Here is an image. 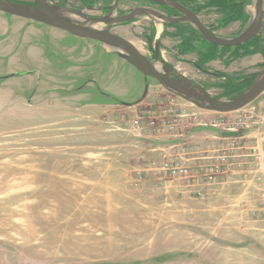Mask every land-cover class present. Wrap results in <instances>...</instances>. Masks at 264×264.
I'll return each mask as SVG.
<instances>
[{"label":"rangeland","instance_id":"obj_1","mask_svg":"<svg viewBox=\"0 0 264 264\" xmlns=\"http://www.w3.org/2000/svg\"><path fill=\"white\" fill-rule=\"evenodd\" d=\"M48 1L96 17L114 3ZM183 1L224 38L254 18L255 0H228L244 3L245 19L210 0ZM156 4L120 0L114 13L164 12ZM156 25L138 15L114 28L215 97L230 98L227 82L264 68L263 45L223 49L190 22L176 30L163 21L161 33ZM256 37L264 38V23ZM208 52L216 54L202 61ZM145 93L143 74L110 47L0 11V264H264V230L243 214L242 189L214 190L174 173L184 138L195 145L208 136L203 124L218 113L150 77ZM171 105L174 112L161 115ZM263 105L264 93L245 108Z\"/></svg>","mask_w":264,"mask_h":264},{"label":"water","instance_id":"obj_2","mask_svg":"<svg viewBox=\"0 0 264 264\" xmlns=\"http://www.w3.org/2000/svg\"><path fill=\"white\" fill-rule=\"evenodd\" d=\"M30 3H21L11 0H0V11L11 16H18L62 29L73 35L89 38L101 42L113 49L121 58L125 59L146 80V93L148 91V78H153L167 91L181 97L196 107L219 113L238 111L257 100L264 93V68L257 71L251 83L241 92L230 98L213 96L208 89L200 83L180 73L174 66L163 60L159 68L154 61L140 51L130 40L113 33L115 25L130 22L138 15H151L164 22H190L202 37L222 47H235L250 41L260 34L264 23V0H255L256 13L249 26L237 37L224 38L210 31L200 17L192 10L183 6L176 0H150L162 5L172 6L183 14L182 17H169L164 13L148 8H134L125 15L114 17V10L119 0H114L113 10L106 16L91 15L90 9H71L70 7L51 4L48 0H33ZM68 14L78 18L69 17ZM106 23L104 29H96L91 24ZM159 51H156V57Z\"/></svg>","mask_w":264,"mask_h":264},{"label":"built area","instance_id":"obj_3","mask_svg":"<svg viewBox=\"0 0 264 264\" xmlns=\"http://www.w3.org/2000/svg\"><path fill=\"white\" fill-rule=\"evenodd\" d=\"M174 110L171 105L161 115ZM215 113L218 115L203 124L210 128L208 136L195 145L184 138L180 149L184 157L177 161L174 173L185 180L204 179L214 190L217 186L238 185L246 197L243 214L264 230V105ZM139 125L138 121L133 124ZM150 125L159 130L154 122Z\"/></svg>","mask_w":264,"mask_h":264},{"label":"trees","instance_id":"obj_4","mask_svg":"<svg viewBox=\"0 0 264 264\" xmlns=\"http://www.w3.org/2000/svg\"><path fill=\"white\" fill-rule=\"evenodd\" d=\"M179 2H183V0H177ZM210 3H211V6H215V7H221V8H224L226 9L230 16L232 18H235L237 16V18H246V15L244 13V3L243 2H233V3H229L228 0H210ZM186 4V3H184ZM258 37H255L254 39H252L251 41H249L247 44L245 45H242V46H246V45H249V44H252L253 46H255L256 50L258 51L259 50V47L260 45H263L264 46V38L263 39H260L259 41L257 40ZM254 41H256L254 43ZM211 45L213 46H217L215 44H212ZM242 46H239V47H242ZM223 49H226V48H230V47H222ZM256 52V51H255ZM216 52H208L206 53L205 55H202V61H205L209 58H211L212 56H215ZM254 77V74H251L249 76H246L244 77L242 80V82L240 83H232L230 82H227V86L228 88V91L226 93L225 96L227 97H233L235 94L241 92L243 89H245L252 81Z\"/></svg>","mask_w":264,"mask_h":264},{"label":"flooded vegetation","instance_id":"obj_5","mask_svg":"<svg viewBox=\"0 0 264 264\" xmlns=\"http://www.w3.org/2000/svg\"><path fill=\"white\" fill-rule=\"evenodd\" d=\"M120 1V0H119ZM177 1V0H176ZM177 2H179V1H177ZM119 3V2H118ZM154 3V2H153ZM180 4H182L183 6H185V7H187V8H189L188 6H187V4H184L183 2H179ZM156 5H160L159 7H161L163 10H164V12H162V13H164L165 15H167V16H169V17H182L183 16V14L181 13V12H179L176 8H174V7H172V6H166V5H162V4H156ZM118 7V6H117ZM116 7V8H117ZM190 10H191V8H189ZM108 10H111V8H109ZM165 11H167V12H165ZM168 11H170V12H168ZM195 14H196V12L195 11H193ZM197 15V14H196ZM41 23V22H40ZM180 23H182V22H176V23H169V22H166V24H168V25H166L165 27H168V29H169V26H175V28H176V30H178V28H182L181 26H179L178 24H180ZM45 24V23H44ZM255 38V37H254ZM243 45V44H242ZM242 45H239V46H242ZM217 46H219V45H217ZM239 46H235V47H239ZM153 51H161V41H157V42H155V45H154V47H153ZM254 74V73H253Z\"/></svg>","mask_w":264,"mask_h":264},{"label":"bare ground","instance_id":"obj_6","mask_svg":"<svg viewBox=\"0 0 264 264\" xmlns=\"http://www.w3.org/2000/svg\"><path fill=\"white\" fill-rule=\"evenodd\" d=\"M254 5H255V4H254ZM255 13H256V8H255ZM255 13H254V16H255ZM91 15H93V14H91ZM68 16H69V17H72V18H78L77 16L70 15V14H68ZM93 16H94V15H93ZM114 17H118L116 13H114ZM162 22H163V21H162L161 19L157 18V25H156V27H157L158 33H161V31H162V27H163ZM91 26H92L93 28H96V29H104V28H106L107 24H106V23H103V22H96V23L91 24ZM112 31H113V33H116L117 35H120L121 33H126V29H124V28H117V29L113 28ZM122 35H123V34H122ZM122 35H121V36H122ZM122 37H124V35H123ZM124 38H125V37H124ZM139 47H140V46H139ZM137 48H138V47H137ZM111 49H112V48H111ZM112 50H113V49H112ZM156 65H157L159 68L161 67L158 63H157Z\"/></svg>","mask_w":264,"mask_h":264}]
</instances>
